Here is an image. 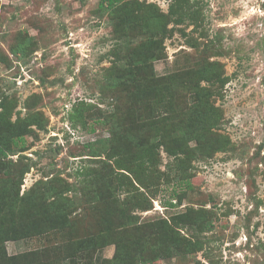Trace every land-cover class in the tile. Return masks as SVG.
Here are the masks:
<instances>
[{
	"label": "rangeland",
	"instance_id": "1",
	"mask_svg": "<svg viewBox=\"0 0 264 264\" xmlns=\"http://www.w3.org/2000/svg\"><path fill=\"white\" fill-rule=\"evenodd\" d=\"M0 147V264H264V0H0Z\"/></svg>",
	"mask_w": 264,
	"mask_h": 264
},
{
	"label": "trees",
	"instance_id": "2",
	"mask_svg": "<svg viewBox=\"0 0 264 264\" xmlns=\"http://www.w3.org/2000/svg\"><path fill=\"white\" fill-rule=\"evenodd\" d=\"M119 0H99V7L100 8H103V7H108V8H113L116 3L118 2ZM99 122H102V121H99ZM122 127V123H120L118 125V128H121ZM90 131H92L90 129ZM128 136H131L132 137V141L135 142V144L137 145V151H136V154L132 157V158H129V159H121V160H118L115 162L116 164V169L118 170V176L121 178H126L127 175L124 174V172H127L129 174H132L134 176V181L137 182L140 187L141 185H143V181L140 179L141 176L146 173V171L149 169V166L150 165H154L155 162L154 160L157 159L156 158V155H155V152L153 149V147L155 148L154 145L151 144H146V143H143L144 141H138V135L137 134H128L126 135V137L128 138ZM146 141V140H145ZM12 144L15 145V146H21L23 144V142H21V138L20 137H13L12 138ZM148 145V146H147ZM146 148V150H145ZM6 151L0 147V155L1 154H5ZM111 159L114 158V156H111L109 155ZM118 177V178H119ZM128 178V177H127ZM129 182H130V179H129ZM133 182V181H132ZM135 188V187H134ZM138 188V187H137ZM143 188L147 189V191L150 193V198H152L153 196H155V193L153 191H149V187L144 185ZM171 199H169L168 201H164L162 202L161 204L163 205L162 207H170V208H173L174 207V204H172V199L173 197H176L174 194H172L171 196ZM146 198V197H145ZM148 198H146L145 201L141 200V201H137L136 204H134V207L141 210V211H146L148 209V206H150V201L147 200ZM164 227L166 228L167 231L171 232V231H174L176 232L174 229L170 228L167 224V222L165 221L164 222ZM177 233V232H176ZM170 234V233H169ZM171 235V234H170ZM159 237H163L162 239L165 240V235L164 234H159ZM161 239V240H162ZM174 246L175 243L173 241H170ZM186 243V242H185ZM188 245V243H186V246ZM155 255H152V253H149L148 254V260L149 259H155V257H153Z\"/></svg>",
	"mask_w": 264,
	"mask_h": 264
}]
</instances>
